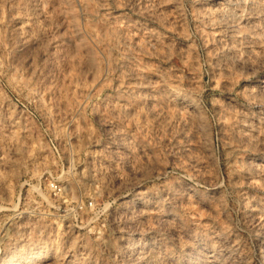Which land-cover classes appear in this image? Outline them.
I'll return each mask as SVG.
<instances>
[{"label":"rangeland","instance_id":"374dc122","mask_svg":"<svg viewBox=\"0 0 264 264\" xmlns=\"http://www.w3.org/2000/svg\"><path fill=\"white\" fill-rule=\"evenodd\" d=\"M102 1L0 0V264H155V262L157 264H203L198 259L200 256L198 253L205 249L210 251L206 243L209 232L203 227L209 223L208 220L223 231L224 237L231 241L236 240L239 244L231 251V255L239 259L240 264H258V261L259 264L264 263L260 253L261 246L255 235L252 236L253 232L247 224L248 221L245 217L247 205L242 199L245 193L255 196L261 195L260 197L264 198V191L256 190L246 184L235 186L232 182L235 176L241 172L242 164L246 159H264V152H262V146L259 144L242 145L241 147L227 133L233 126L232 119H230L233 109L227 105L235 103L238 107H250L251 100L249 98L251 99V97L249 95L252 90V82L264 78V67H257L254 72L251 71L248 74V71L242 67L238 69L237 66L233 65L234 67H232L229 63L233 74H225L219 71L224 62L221 63L218 58V55L223 51L222 41L218 38V34L220 29L222 32L224 29L217 27L219 26L218 20L204 18L203 14L209 5L203 4L202 0H174L178 7V15L180 14L178 19L171 18L170 13L165 14L154 10L155 7L152 6L158 0H153V2L148 0L151 2L149 4L141 0H131L132 2L129 0ZM124 3L125 5H123ZM107 4L111 7H108ZM145 5L151 7L154 11L153 15H146L142 12ZM203 10L204 12L201 13ZM104 11L105 13H103ZM157 12L158 16L155 15ZM19 13L21 14L19 15ZM197 13L200 15L198 16ZM149 16L152 18L150 19ZM171 21L172 23H170ZM107 22L108 26L106 25ZM159 24H162V27ZM180 26L182 27L180 28ZM153 27L155 28L153 29ZM250 27L251 29L254 28L252 25ZM250 27H245L243 34L239 33L237 38L240 40L238 43L250 42L251 45L255 46L250 60L256 66L264 60V49L256 48L258 47L257 43H262L264 46V30L258 27H255L253 31L247 29ZM20 28L23 29L22 32H20ZM173 28L174 30H172ZM202 29L203 32H200ZM120 31L123 33L121 34ZM247 33L248 35H245ZM149 34L156 37L160 36L161 42L158 44L155 38L154 41L151 40ZM211 36L214 38L213 40ZM24 37H27V40ZM19 38L23 40L21 39V41ZM145 40L148 41L147 44ZM115 42L117 43L116 46ZM20 44L22 47L24 45V49ZM167 44L172 46L169 45V47ZM178 49L182 51L179 53ZM87 50H89L88 54L85 53ZM152 50H155V53ZM225 50L227 51V49ZM235 51L236 55L241 54L238 47ZM170 52L173 54L171 55ZM258 52L260 59L257 57L259 56ZM130 53H133L132 56ZM181 58L185 60V63ZM209 59L211 60L210 63L208 62ZM121 67L122 72H120ZM118 69L120 70L118 71ZM134 74L138 75L133 76ZM178 74H182V78ZM148 79L153 80L148 81ZM165 86L166 88H163ZM120 87L125 88L122 90ZM174 87L177 89H173ZM169 95L185 98L194 105V113H198L197 115L193 113V115L199 118L201 136L206 140L205 142L211 151L210 166L212 167L209 166L207 172H200L193 168L190 170L191 167L185 164L184 157H181L177 152L173 143V136L174 132L179 127L181 128V125H167V122L169 123L174 119L178 113V109L170 102L168 103L164 97ZM141 104L145 109L140 108ZM155 111L160 114L156 118L153 117ZM162 119L163 121H161ZM127 120H132L135 123ZM168 129L171 132H168ZM154 139L158 140V143ZM229 139L232 141L229 142ZM224 141L230 146L226 145ZM239 146L240 148H238ZM255 147L257 148L255 149ZM159 157L160 159H158ZM151 165L152 169L150 170ZM203 173L206 177L203 176ZM208 176L214 179L217 187L219 186L218 191H223L219 192L220 196L223 195L220 198L222 213L212 211L211 206H213L214 201L213 195L211 196L209 193L211 185L205 179ZM131 177L136 180L131 179ZM133 183H137L142 188L140 190L147 194V202L151 206H157L160 213L165 215L164 221L156 219L154 216L156 210H150L147 214L132 202L136 194L135 191L131 190ZM179 187L192 189L198 196H202L207 203L206 208L198 203L187 205V200L183 195L177 196V200H179H176L177 203L173 202V193ZM248 190L249 192H247ZM183 198L184 200H182ZM167 218H175L184 222L183 224H186L185 228L191 239L187 237H181V239L179 236L177 238L169 226L171 224ZM227 224H229L228 230ZM139 229L140 231H138ZM122 230L123 232H121ZM193 241L195 244L191 249L187 248L186 246H189ZM151 243L155 250L156 259L149 263L141 260V257L145 251L147 252ZM262 248L264 249V246ZM40 253H43L40 259H32ZM222 264H229V262L225 261Z\"/></svg>","mask_w":264,"mask_h":264},{"label":"bare ground","instance_id":"6f19581e","mask_svg":"<svg viewBox=\"0 0 264 264\" xmlns=\"http://www.w3.org/2000/svg\"><path fill=\"white\" fill-rule=\"evenodd\" d=\"M96 1V0H95ZM99 1V0H98ZM102 1V0H101ZM105 1V0H104ZM113 1V0H112ZM122 1V0H121ZM125 1V0H124ZM129 1H131V0H129ZM138 1H140V0H138ZM141 1H143V2H145V3H147L148 2V0H141ZM203 1V4H207V5H209V8H207L206 7V9H205V14H203L204 15V18H207V19H210V20H215V21H217L218 20V22H219V26H217L219 29L220 28H223L224 29V31L222 32L221 31V29H220V33L218 34V38L222 41V45H223V51H222V53H220L219 55H218V58L221 60V63L222 62H224V64H223V66L221 67V70H219V71H221V72H223V73H232V68H230V66H229V63L232 65V67H234V66H237V68L239 69V67H242V69H245L246 71H248L247 73L249 74L251 71L252 72H254L255 70H256V68L257 67H264V60L263 61H261V62H259L258 63V65H256L255 66V63L254 62H252L251 60H250V56H252V54L254 53V49H255V46H253V45H251L250 44V42L249 43H247V42H244V43H238L240 40H239V38H237V35L240 33H242L243 34V29L245 28V27H247V26H249L250 27V25H252L254 28L255 27H258V28H262L263 30H264V0H202ZM29 2V1H28ZM32 2V1H31ZM34 2V1H33ZM103 2V1H102ZM107 2V1H106ZM105 2V3H106ZM109 2V1H108ZM132 2V1H131ZM150 2V1H149ZM149 2H148V4H149ZM152 2H153V0H152ZM97 3V2H96ZM127 3V2H126ZM151 3V2H150ZM154 3H156L154 6H152L153 8H154V10L156 9V11H159V12H161V13H165V14H168V13H170L169 14V16L171 17V18H173V19H178V17H179V15H178V7H177V4H176V2L173 0V1H171V0H158L157 2L155 1ZM27 4H29V3H27ZM112 4H113V2H112ZM139 4H141V3H139ZM193 4V3H192ZM99 5V4H98ZM104 5V4H103ZM123 5H125V3L123 4ZM127 5V4H126ZM24 6H26V5H24ZM28 6V5H27ZM31 6V5H30ZM100 6V5H99ZM107 6H108V4H107ZM151 6V5H150ZM255 6V7H254ZM102 7V6H101ZM108 7H111V6H108ZM108 7H106V8H108ZM133 7V6H132ZM143 7V6H142ZM145 8H143V10L144 11H142V12H144V14H146V15H153V12L154 11H152V9H151V7H148V5L146 6H144ZM194 7V6H193ZM32 8H33V5H32ZM100 8V7H99ZM105 8V7H104ZM140 8V7H139ZM197 8V7H196ZM223 8V9H222ZM27 9H29V8H27ZM72 9H74V8H72ZM112 9H115V8H112ZM112 9H110V10H112ZM202 9V8H201ZM33 10H34V8H33ZM100 10V9H99ZM116 10V9H115ZM142 10V9H141ZM223 10H225V11H223ZM74 11V10H73ZM103 11V10H102ZM133 11H135L134 9H133ZM24 12V11H23ZM26 12V11H25ZM72 12V11H71ZM204 12V10L201 12V13H203ZM223 12H225V13H223ZM31 13V12H30ZM72 13H74V12H72ZM103 13H105V11L103 12ZM117 13V12H116ZM138 13V12H137ZM161 13H159V14H161ZM200 13V12H199ZM200 13V14H201ZM223 13V14H222ZM21 13H19V15H20ZM118 14V13H117ZM136 14V13H135ZM155 14V13H154ZM158 14V12L155 14V15H157ZM182 14V13H181ZM184 14V13H183ZM198 14V13H197ZM200 14H198V16L200 15ZM31 15H33V14H31ZM35 15V14H34ZM33 15V16H34ZM39 15V14H38ZM113 15V14H112ZM123 15H124V13H123ZM185 15H186V13H185ZM18 16V15H17ZM16 16V17H17ZM36 16V15H35ZM76 16H77V14H76ZM110 16V15H109ZM121 16V15H120ZM119 16V17H120ZM158 16V15H157ZM183 16V15H182ZM195 16H197V15H195ZM20 17V16H19ZM27 17V16H26ZM75 17V16H74ZM127 17V16H126ZM150 17V19L152 18L151 16H149ZM160 17H162V16H160ZM167 17H168V15H167ZM21 18V17H20ZM22 18H23V16H22ZM134 18V17H133ZM141 18V17H140ZM146 18V17H145ZM165 18V17H164ZM196 18V17H195ZM121 19V18H120ZM119 19V20H120ZM138 19V18H137ZM149 19V20H150ZM23 20V19H22ZM76 20V19H75ZM125 20H126V18H125ZM128 20V19H127ZM136 20V19H135ZM180 20V19H179ZM209 20V21H210ZM16 21V20H15ZM111 21V20H110ZM122 21V20H121ZM132 21H134V20H132ZM204 21V20H203ZM207 21V20H206ZM208 21V22H209ZM214 21V22H215ZM26 22V21H25ZM29 22V21H28ZM28 22H27V24H28ZM33 22V21H32ZM39 22V21H38ZM75 22V21H74ZM113 22V21H112ZM128 22V21H127ZM148 22V21H147ZM157 22H160V21H158L157 20ZM183 22V21H182ZM130 23V22H129ZM132 23V22H131ZM135 23V22H134ZM133 23V24H134ZM163 23V22H162ZM167 23V22H166ZM170 23H172V21L170 22ZM177 23V22H176ZM204 23V22H203ZM202 23V24H203ZM26 24V23H25ZM24 24V25H25ZM27 24H26V27H27ZM31 24V23H30ZM33 24V23H32ZM108 24V22L106 23V25ZM128 24V23H127ZM139 24V23H138ZM141 24V23H140ZM165 24V23H164ZM178 24V23H177ZM180 24H182L181 23V21H180ZM186 24V23H185ZM204 24H206V23H204ZM213 24V23H212ZM35 25V24H34ZM159 25H161V27H162V24H159ZM168 25V24H167ZM176 25V24H175ZM216 25H217V23H216ZM19 26V25H18ZM23 26V25H22ZM39 26V25H38ZM77 26V25H76ZM80 26V25H79ZM108 26V25H107ZM106 26V27H107ZM117 26V25H116ZM128 26V25H127ZM169 26V25H168ZM178 26V25H177ZM187 26V25H186ZM207 26V25H206ZM211 26V25H210ZM215 26V25H214ZM12 27V26H11ZM21 27V26H20ZM75 27V26H74ZM78 27V26H77ZM182 26H180V28H181ZM213 27V26H212ZM14 28V27H13ZM16 28H17V26H16ZM15 28V29H16ZM22 28V27H21ZM21 28H20V32H22L23 31V29L21 30ZM28 28V27H27ZM30 28H31V25H30ZM33 28V27H32ZM38 28V27H37ZM146 28V27H145ZM155 27H153V29H154ZM254 28H252L251 29V27L250 28H247V29H251L252 31H253V29ZM19 29V28H18ZM17 29V30H18ZM129 29H130V27H129ZM133 29V28H132ZM151 29V28H150ZM165 29V28H164ZM183 29H184V26H183ZM200 29H201V27H200ZM212 29V28H211ZM10 30H13V29H10ZM25 30V29H24ZM31 30V29H30ZM77 30V29H76ZM119 30V29H118ZM134 30H135V28H134ZM139 30V29H138ZM140 30H142V29H140ZM145 31H146V29H144ZM167 30V29H166ZM172 30H174V28L172 29ZM177 30V29H176ZM187 30V29H186ZM207 30H208V28H207ZM26 31V30H25ZM32 31V30H31ZM109 31V30H108ZM114 31V30H113ZM143 31V30H142ZM154 31V30H153ZM160 31V30H159ZM178 31V30H177ZM176 31V32H177ZM180 31V30H179ZM184 31H185V29H184ZM215 31V30H214ZM246 31V30H245ZM8 32V31H7ZM10 32V31H9ZM16 32V31H15ZM18 32H19V30H18ZM28 32H30V31H28ZM110 32V31H109ZM119 32V31H118ZM121 32V31H120ZM149 32V31H148ZM158 32V31H157ZM162 32V31H161ZM170 32H172V31H170ZM200 32H203V29H202V31H200ZM205 32V31H204ZM257 32V31H256ZM263 32V31H262ZM111 33H113V32H111ZM110 33V35H112ZM123 32H121V34H122ZM140 33V32H139ZM173 33V32H172ZM250 33V32H249ZM254 33H255V31H254ZM258 33V32H257ZM12 34V33H11ZM14 34V33H13ZM20 34H23V33H20ZM19 34V35H20ZM151 34V33H150ZM149 34V37L151 38V40H153L154 38L157 40V43L159 44L160 42H161V37L160 36H155V35H150ZM161 34V33H160ZM168 34V33H167ZM178 34H180V33H178ZM183 34V33H182ZM182 34H180V35H182ZM187 34V33H186ZM202 34V33H201ZM201 34H200V36H201ZM206 34V33H205ZM212 34V33H211ZM241 34V35H242ZM18 35V36H19ZM116 35H118V34H116ZM140 35V34H139ZM146 35H148V34H146ZM165 35V34H164ZM184 35V34H183ZM203 35V34H202ZM245 35H248V33L247 34H245ZM261 35V34H260ZM21 36V35H20ZM113 36V35H112ZM130 36V35H129ZM168 36V35H167ZM173 36V35H172ZM179 36V35H178ZM205 36V35H204ZM203 36V37H204ZM210 36V35H209ZM213 36V35H212ZM212 36H211V39L213 40L214 38H212ZM253 36V35H252ZM36 37V36H35ZM118 37L120 38V36L118 35ZM147 37V36H146ZM185 38H187L186 36H184ZM224 37H226L225 39H224ZM240 37V36H239ZM242 37V36H241ZM254 37V36H253ZM25 39L27 38V37H24ZM113 38V37H112ZM207 38V37H206ZM210 38V37H209ZM263 38V37H262ZM18 39V38H17ZM20 39V38H19ZM22 39V38H21ZM20 39V40H21ZM29 39V38H28ZM133 39V38H132ZM147 39H149V38H147ZM146 39V40H147ZM205 39V38H204ZM241 39V38H240ZM244 39V38H243ZM257 39H259V38H257ZM19 40V41H20ZM23 40V39H22ZM21 40V41H22ZM27 40V39H26ZM36 40V39H35ZM112 40V39H111ZM124 40V39H123ZM129 40V39H128ZM127 40V41H128ZM136 40V39H135ZM145 40V41H146ZM184 40V39H183ZM207 40H209V39H207ZM245 40V39H244ZM254 40H256V39H254ZM260 40V39H259ZM258 40V41H259ZM20 41V42H21ZM29 41V40H28ZM27 41V42H28ZM37 41V40H36ZM35 41V42H36ZM116 41V40H115ZM126 41V42H127ZM145 41H144V43H145ZM154 41V40H153ZM173 41V40H172ZM202 41H204V40H202ZM249 41V40H248ZM251 41V40H250ZM20 42H17V43H20ZM23 42H25V41H23ZM33 42V41H32ZM125 42V43H126ZM130 42V41H129ZM136 42V41H135ZM167 42V41H166ZM165 42V43H166ZM212 42V41H211ZM252 42V41H251ZM141 44H142V42H140ZM148 43V41H146V44ZM256 43V42H255ZM26 44V43H25ZM116 42H115V46H116ZM156 44V43H155ZM154 44V45H155ZM158 44H157V46H158ZM172 44V43H171ZM217 44V43H216ZM254 44V43H253ZM21 45V44H20ZM30 45H32V44H30ZM29 45V46H30ZM111 45V44H110ZM114 45V44H113ZM125 45V44H124ZM129 45V44H128ZM138 45V44H137ZM162 45H163V43H162ZM168 45V44H167ZM170 45V44H169ZM168 45V46H169ZM180 45V44H179ZM190 45V44H189ZM192 45V44H191ZM204 45V44H203ZM212 45V44H211ZM215 45V44H214ZM221 45V44H220ZM257 45H258V47H256V48H259V50H263L264 49V46L262 45V43H257ZM17 46H19V45H17ZM135 46V45H134ZM141 46V45H140ZM147 46V45H146ZM149 46H150V44H149ZM157 46H156V48H157ZM167 46V47H168ZM170 46H172V45H170ZM169 46V47H170ZM218 46V45H217ZM21 47H22V45H21ZM27 47V46H26ZM83 47V46H82ZM131 47V46H130ZM161 47V46H160ZM160 47H159V49H160ZM188 47V46H187ZM211 47V46H210ZM236 47H238V49H239V51L241 52V54H239V55H236V51H235V49H236ZM17 48V47H16ZM20 48V47H19ZM23 49H24V45H23V47H22ZM114 48V47H113ZM132 48V47H131ZM136 48V47H135ZM152 48V47H151ZM156 48H154L155 50H156ZM166 48V47H165ZM172 48V47H171ZM182 48H183V46H182ZM205 48V47H204ZM220 48V47H219ZM119 49V48H118ZM126 49V48H125ZM133 49V48H132ZM137 49V48H136ZM140 49V48H139ZM162 49H164L163 47H162ZM169 49V48H168ZM192 49V48H191ZM209 49V48H208ZM225 49H227V51L225 50ZM18 50V49H17ZM147 50V49H146ZM155 50H152L153 52L155 51ZM171 50H173V49H171ZM192 50H194V49H192ZM206 51H208L207 49H205ZM220 50H222V49H220ZM225 50V51H224ZM89 50H87V51H85V53H87ZM128 51V50H127ZM131 51V50H130ZM165 51H166V49H165ZM169 51V50H168ZM175 51V50H174ZM178 51H179V49H178ZM182 50H180L179 51V53L181 52ZM190 51V50H189ZM189 51H188V53H189ZM215 51V50H214ZM144 52H145V50H144ZM152 52V54H154ZM176 52V51H175ZM213 52V51H212ZM235 52V53H234ZM121 53V52H120ZM171 53V52H170ZM190 53H192V52H190ZM213 53H215V52H213ZM230 53V54H229ZM259 53V52H258ZM88 54V53H87ZM129 54V53H128ZM127 54V55H128ZM131 54V56H132V54L133 53H130ZM149 54V53H148ZM159 54V53H158ZM166 54H167V52H166ZM165 54V55H166ZM169 54V53H168ZM173 53H171V55H172ZM178 53L176 52V55H177ZM264 54V53H263ZM116 55V54H115ZM141 55V54H140ZM151 55V54H150ZM181 55V54H180ZM183 55V54H182ZM184 55H186L185 53H184ZM261 55H262V53H261ZM122 56V55H121ZM131 56H129V58L131 57ZM135 56V55H134ZM143 56V55H142ZM159 56V55H158ZM178 56V55H177ZM116 57H117V55H116ZM137 57V56H136ZM140 57V56H139ZM156 57V56H155ZM166 57V56H165ZM258 58L260 57V53H259V56H257ZM263 57H264V55H263ZM132 58V57H131ZM185 58V57H184ZM208 58V57H207ZM230 58V59H229ZM262 58V57H261ZM134 59V58H133ZM161 59V58H160ZM191 59H193V58H191ZM211 59V58H210ZM208 60V62L209 61H211V60ZM256 59V58H255ZM260 59V58H259ZM263 59V58H262ZM115 60H116V58H115ZM127 60V59H126ZM132 60V59H131ZM162 60H164V59H162ZM181 60H182V58H181ZM189 60V59H188ZM228 60V61H227ZM124 61V60H123ZM144 61V60H143ZM147 61V60H146ZM159 61V60H158ZM166 61V60H165ZM168 61V60H167ZM183 62L185 61V60H182ZM181 61V62H182ZM187 61V60H186ZM195 62H196V60H194ZM198 61V60H197ZM217 61V60H216ZM129 62H131V61H129ZM136 62V61H135ZM150 62H152V61H150ZM195 62H193L194 64H195ZM214 62V61H213ZM114 63V62H113ZM116 63H117V60H116ZM120 63V62H119ZM122 63H124V62H122ZM132 63V62H131ZM144 63V62H143ZM185 63V62H184ZM210 63V62H209ZM145 64V63H144ZM152 64V63H151ZM157 65H158V63H156ZM169 64V63H168ZM198 64V63H197ZM214 64V63H213ZM212 64V65H213ZM147 65V64H146ZM154 65V64H153ZM192 65V64H191ZM196 65V64H195ZM234 65V66H233ZM119 66V65H118ZM128 66V65H127ZM138 66V65H137ZM142 66H143V64H142ZM152 66V65H151ZM159 66V65H158ZM198 66V65H197ZM120 67V66H119ZM126 67V66H125ZM190 67V66H189ZM113 68H115L116 69V67H114L113 66ZM211 68H212V66H211ZM210 68V69H211ZM126 69V68H125ZM128 69V68H127ZM131 69V68H130ZM129 69V70H130ZM161 69H162V67H161ZM169 69V68H168ZM176 69V68H175ZM190 69V68H189ZM193 69V68H192ZM192 69H190V70H192ZM197 69V68H196ZM238 69H236V70H238ZM120 69H118V71H119ZM151 70V69H150ZM162 70H164V69H162ZM179 70V69H178ZM194 70V69H193ZM212 70V69H211ZM211 70H210V72H211ZM115 71V70H114ZM128 71V70H127ZM133 71H136V70H133ZM159 71V70H158ZM169 71H170V69H169ZM120 72H122V67H121V71ZM120 72H118V73H120ZM149 72V71H148ZM160 72V71H159ZM180 72V71H179ZM189 72V71H188ZM192 72V71H191ZM117 73V72H116ZM126 73V72H125ZM140 73H142V72H140ZM156 73V72H155ZM162 73V72H161ZM174 73V72H173ZM257 73V72H256ZM255 73V74H256ZM121 74V73H120ZM119 74V75H120ZM123 74H124V72H123ZM122 74V75H123ZM146 74V73H145ZM170 74V73H169ZM200 74V73H199ZM213 74V73H212ZM211 74V75H212ZM219 74V73H218ZM229 74V75H230ZM233 74V73H232ZM241 75H242V73H240ZM252 74V73H251ZM136 75H138V74H136ZM135 74L133 75V76H136ZM142 75V74H141ZM176 75V74H175ZM179 75V74H178ZM182 75V74H181ZM181 75H179L180 76V78H182L181 77ZM197 75V74H196ZM195 75V76H196ZM217 75V74H216ZM228 75V74H227ZM228 75V76H229ZM254 75V74H253ZM263 75V74H262ZM261 75V76H262ZM151 76V75H150ZM154 76V75H153ZM170 76V75H169ZM168 76V77H169ZM191 76V75H190ZM194 76V77H195ZM199 76V75H198ZM124 77V76H123ZM127 77H128V75H127ZM139 77V76H138ZM147 77H148V75H147ZM164 77H165V75H164ZM189 77V76H188ZM191 77H193V76H191ZM200 77V76H199ZM233 77V76H232ZM242 77V76H241ZM244 77V76H243ZM246 77V76H245ZM253 77V76H252ZM125 78V77H124ZM130 78V77H129ZM151 78V77H150ZM197 78V77H196ZM249 78V77H248ZM128 79V78H127ZM136 79V78H135ZM141 79V78H140ZM143 79V78H142ZM145 79V78H144ZM143 79V80H144ZM192 79V78H191ZM231 79V78H230ZM245 79V78H244ZM120 80V79H119ZM126 80V79H125ZM137 80V79H136ZM150 80H153V79H150ZM149 79H148V81H150ZM160 80V79H159ZM165 80V79H164ZM196 80H198V79H196ZM229 80V79H228ZM241 80V79H240ZM251 80V79H250ZM130 81V80H129ZM178 81V80H177ZM189 81V80H188ZM234 81V80H233ZM246 81V80H245ZM123 82V81H122ZM131 82H132V80H131ZM136 82V81H135ZM153 82V81H152ZM161 82V81H160ZM175 82V81H174ZM195 82H197V81H195ZM195 82H192V83H195ZM214 82V81H213ZM243 82V81H242ZM140 83V82H139ZM146 83V82H145ZM153 83H155V82H153ZM162 83V82H161ZM177 83V82H176ZM183 83V82H182ZM229 83H232V82H229ZM237 83V82H236ZM246 83V82H245ZM248 83V82H247ZM251 83V82H250ZM130 84V83H129ZM138 84V83H137ZM136 84V85H137ZM196 84V83H195ZM222 84V83H221ZM224 84V83H223ZM235 84V83H234ZM244 84V83H243ZM252 90H251V92H250V95H249V97H251V99L249 98V100H251V102H250V107L249 108H244V107H238V106H236L235 105V103H230L229 105H227L228 107H230V108H232L233 109V112H232V114H231V118L230 119H232V123H233V126L229 129V132H227L228 133V135H230V137L231 138H233V140H234V142L236 141L241 147H242V145H244V146H247V145H249V146H252V145H261L262 147H261V150H262V152H264V78H261V79H258V80H255V81H253L252 82ZM119 85V84H118ZM154 85V84H153ZM124 86V85H123ZM122 86V87H123ZM137 86H139V85H137ZM172 86V85H171ZM187 86V85H186ZM194 86V85H193ZM199 86V85H198ZM197 86V87H198ZM215 86H216V83H215ZM224 86V85H223ZM128 87H129V85H128ZM135 87V86H134ZM161 87V86H160ZM169 87V86H168ZM173 87V86H172ZM179 87H180V85H179ZM182 87V86H181ZM196 87V86H195ZM246 87V86H245ZM125 88V87H124ZM123 88V89H124ZM162 88V87H161ZM163 88H166V86L165 87H163ZM176 87H174L173 89H175ZM217 88V87H216ZM250 88V87H249ZM120 89H122L121 87H120ZM122 89V90H123ZM127 89V88H126ZM129 89H131V88H129ZM138 89H139V87H138ZM156 89V88H155ZM168 89V88H167ZM177 89V88H176ZM194 89H198V88H194ZM142 90V89H141ZM153 90V89H152ZM179 90V89H178ZM189 90V89H188ZM192 90V89H191ZM224 90H225V88H224ZM227 90V89H226ZM229 90V89H228ZM117 91H119L118 89H117ZM130 91V90H129ZM140 91V90H139ZM149 91H151V90H149ZM163 91V90H162ZM175 91V90H174ZM236 91V90H235ZM241 91H243V90H241ZM241 91H240V93H241ZM120 92V91H119ZM123 92V91H122ZM126 92V91H125ZM135 92V91H134ZM137 92V91H136ZM183 92V91H182ZM188 92V91H187ZM227 92V91H226ZM238 92V91H237ZM138 93V92H137ZM147 93V92H146ZM162 93V92H161ZM175 93V92H174ZM247 93V92H246ZM128 94V93H127ZM130 94V93H129ZM132 94H133V92H132ZM163 94V93H162ZM237 94V93H236ZM141 95V94H140ZM151 95V94H150ZM160 96H161V94H159ZM165 95V94H164ZM238 95V94H237ZM248 95V94H247ZM119 96V95H118ZM123 96V95H122ZM126 96V95H125ZM133 96V95H132ZM143 96V95H142ZM163 96V95H162ZM192 96H194V95H192ZM121 97V96H120ZM129 97H130V95H129ZM136 97V96H135ZM138 97V96H137ZM136 97V98H137ZM140 97V96H139ZM138 97V98H139ZM156 97V96H155ZM164 97H166V100H168L167 102L169 103L170 102V104H172L175 108H177L178 110V113H176V116H174V119H172L170 122H171V124H170V122L168 123L167 122V125L169 124V125H176V124H179V125H181V128L179 129L178 128V130L177 131H175L174 132V130H173V132H174V136H173V143H174V145H175V147H176V149H177V152H179V154H180V156L181 157H184V159H185V164L186 165H188V166H190L191 168H190V170L193 168V169H195V170H198V171H204V172H207V169L209 168V166H210V161H211V151H210V149H209V147H208V145H207V142H205L206 140H204L203 138H202V130H201V122H200V120H199V118L197 117V116H194L193 115V113H194V105L191 103V102H189V101H187L185 98H183V97H181V96H176V95H169V96H164ZM134 98V97H133ZM135 98V99H136ZM141 98V97H140ZM147 98V97H146ZM126 99V98H125ZM129 99V98H128ZM131 99V98H130ZM143 99V98H142ZM154 99V98H153ZM114 100V99H113ZM122 100V99H121ZM127 100V99H126ZM148 100V99H147ZM157 100V99H156ZM195 100V99H194ZM243 100V99H242ZM115 101V100H114ZM117 101V100H116ZM124 101V100H123ZM141 101V100H140ZM154 101V100H153ZM160 101V100H159ZM221 101H223L224 102V100H221ZM147 102V101H146ZM145 102V103H146ZM150 102V101H149ZM164 102V101H163ZM248 102V101H247ZM110 103V102H109ZM114 103V102H113ZM119 103V102H118ZM120 103H122V102H120ZM124 103V102H123ZM155 103V102H154ZM153 103V104H154ZM161 103H162V101H161ZM195 103V102H194ZM249 103V102H248ZM117 104V103H116ZM156 104V103H155ZM167 104V103H166ZM169 104V105H170ZM216 104V103H215ZM227 104H228V101H227ZM114 104H112V106H113ZM118 105V104H117ZM125 105V104H124ZM127 105V104H126ZM145 105V104H144ZM201 105V104H200ZM222 105H223V103H222ZM136 106V108H138L137 107V105H135ZM139 106V105H138ZM149 106H150V104H149ZM158 106V105H157ZM161 106V105H160ZM197 106V105H196ZM217 106H220V105H218L217 104ZM109 107H111V106H109ZM114 107V106H113ZM143 106H142V104H141V107L140 108H142ZM147 107V106H146ZM163 107V106H162ZM172 107V106H171ZM170 107V108H171ZM224 107H226V106H224ZM123 108H124V106H123ZM122 108V109H123ZM144 108V107H143ZM165 108V107H164ZM173 108V107H172ZM139 109V108H138ZM145 109V108H144ZM153 109V108H152ZM160 109V108H159ZM162 109V108H161ZM166 109V108H165ZM164 109V110H165ZM200 109V108H199ZM203 109V108H202ZM223 109V108H222ZM113 110V109H112ZM124 110V109H123ZM140 110H143V109H140ZM147 110V109H146ZM167 110V109H166ZM174 110V109H173ZM220 110V109H219ZM224 110V109H223ZM226 110H227V108H226ZM225 110V111H226ZM137 111V110H136ZM145 111V110H144ZM143 111V112H144ZM149 111V110H148ZM151 111V110H150ZM163 111V110H162ZM183 111V112H182ZM204 111V110H203ZM135 112V111H134ZM153 112V111H152ZM175 112V111H174ZM173 112V113H174ZM220 112V111H219ZM122 113V112H121ZM140 113H141V111H140ZM166 113V112H165ZM197 113V112H196ZM225 113V112H224ZM227 113V112H226ZM125 114V113H124ZM129 114H130V111H129ZM131 114H132V112H131ZM142 114V113H141ZM144 114H146L145 112H144ZM152 114V113H151ZM169 114V113H168ZM195 114V113H194ZM198 114V113H197ZM197 114H195V115H197ZM116 115V114H115ZM122 115V114H121ZM160 114L158 113V112H154L153 113V117L154 118H156V117H158ZM170 115V114H169ZM175 115V114H174ZM216 115V114H215ZM223 115V114H222ZM225 115V114H224ZM137 116V115H136ZM165 116V115H164ZM168 116V115H167ZM172 116V115H171ZM170 116V117H171ZM206 116V115H205ZM132 117H135V116H132ZM140 117V116H139ZM145 117V116H144ZM151 117V116H150ZM166 117V116H165ZM223 117V116H222ZM124 117L122 116V119H123ZM127 118V117H126ZM129 118V117H128ZM131 118V117H130ZM147 118V117H146ZM169 118V117H168ZM168 118H166V119H168ZM132 119V118H131ZM170 119V118H169ZM220 119V118H219ZM150 120V119H149ZM208 120V119H207ZM127 121H131V122H133L132 120H127ZM147 121H148V119H147ZM156 121V120H155ZM154 121V122H155ZM161 121H163V119L161 120ZM169 121V120H168ZM158 122H159V120H158ZM166 122V121H165ZM220 122V121H219ZM133 123H135V122H133ZM144 123H145V121H144ZM162 123H164V122H162ZM207 123V122H206ZM132 124V123H131ZM146 124V123H145ZM153 124V123H152ZM208 124V123H207ZM137 125V124H136ZM154 125V124H153ZM153 125H151V126H153ZM165 125V124H164ZM166 125V126H167ZM178 125V126H179ZM203 125V124H202ZM133 126H135V125H133ZM165 126V127H166ZM206 126V125H205ZM159 127V126H158ZM168 127V126H167ZM169 127H172V126H169ZM224 127V126H223ZM151 128V127H150ZM158 129V128H157ZM162 129V128H161ZM167 129V128H166ZM227 129V128H226ZM108 130V129H107ZM115 130H116V128H115ZM152 130V129H151ZM204 130V129H203ZM210 130V129H209ZM110 131H111V129H110ZM112 131H113V129H112ZM145 131V130H144ZM143 131V132H144ZM153 131V130H152ZM166 131V130H165ZM164 131V132H165ZM223 131V130H222ZM222 131H220L221 133H222ZM168 132H171L169 129H168ZM116 133V132H115ZM120 133V132H119ZM122 133V132H121ZM141 133V132H140ZM157 133V132H156ZM166 133V132H165ZM164 133V134H165ZM208 133V132H207ZM136 134H138V133H136ZM163 134V135H164ZM203 134H204V132H203ZM109 135V134H108ZM124 135V134H123ZM144 135V134H143ZM152 135V134H151ZM150 135V136H151ZM161 135H162V131H161ZM116 136H118V135H116ZM134 136V135H133ZM133 136H132V139H133ZM136 136V135H135ZM138 136V135H137ZM226 136V135H225ZM106 137H108V136H106ZM110 137V136H109ZM119 137V136H118ZM149 137V136H148ZM156 137V136H155ZM166 137V136H165ZM229 137V136H228ZM117 138V137H116ZM151 138V137H150ZM205 138V137H204ZM209 138V137H208ZM223 138V137H222ZM119 139V138H118ZM117 139V140H118ZM126 139H127V137H126ZM162 139H164V138H162ZM116 140V139H115ZM123 140V139H122ZM138 140V139H137ZM155 140V139H154ZM112 141V140H111ZM121 141V140H120ZM125 141V140H124ZM143 141V140H142ZM156 141V140H155ZM158 141V140H157ZM156 141V142H157ZM159 141H160V139H159ZM211 141V140H210ZM228 141V140H227ZM230 141H232V140H230L229 139V142ZM135 142V141H134ZM148 142V141H147ZM165 142H166V139H165ZM228 142V143H229ZM233 142V143H234ZM110 143V142H109ZM129 143H131V142H129ZM144 143H146V142H144ZM144 143H142V144H144ZM158 143V142H157ZM161 143V142H160ZM167 143V142H166ZM169 143V142H168ZM224 143H225V141H224ZM107 144V143H106ZM114 144H115V142H114ZM121 144H122V142H121ZM133 144V143H132ZM137 144V143H136ZM147 144V143H146ZM153 144H154V142H153ZM163 144H165V143H163ZM210 144V143H209ZM226 144V143H225ZM109 145V144H108ZM111 145V144H110ZM109 145V146H110ZM127 145V144H126ZM125 145V146H126ZM135 145V144H134ZM139 145H141V144H139ZM151 145V144H150ZM149 145V146H150ZM169 145H170V143H169ZM226 145H229V144H226ZM225 145V146H226ZM124 146V145H123ZM129 146V145H128ZM137 146V145H136ZM153 146V145H152ZM165 146V145H164ZM171 146V145H170ZM224 146V147H225ZM230 146V145H229ZM240 146L238 147V148H240ZM120 147V146H119ZM132 147V146H131ZM145 147H147V146H145ZM157 147V146H156ZM158 147H159V145H158ZM162 147V146H161ZM172 147V146H171ZM174 147V148H175ZM227 147V146H226ZM109 148V147H108ZM121 148V147H120ZM123 148V147H122ZM167 148V147H166ZM165 148V149H166ZM173 148V149H174ZM246 148V147H245ZM250 148V147H249ZM257 147H255V149H256ZM116 149V148H115ZM132 149H134V148H132ZM142 149H144V148H142ZM150 149H152V148H150ZM164 149V150H165ZM168 149V148H167ZM253 149V148H252ZM114 150V149H113ZM127 150H129V149H127ZM131 150V149H130ZM139 150V149H138ZM163 150V151H164ZM231 150V149H230ZM243 150V149H242ZM116 151V150H115ZM144 151H146V150H144ZM148 151V150H147ZM165 151H167V150H165ZM175 151V150H174ZM125 152V151H124ZM134 152V151H133ZM138 152V151H137ZM150 152V151H149ZM157 152V151H156ZM159 152H161V151H159ZM168 152V151H167ZM172 152V151H171ZM232 152H234V151H232ZM256 152V151H255ZM258 152H259V150H258ZM153 153H154V151H153ZM163 153V152H162ZM117 155H118V153H116ZM131 154H132V152H131ZM138 154V153H137ZM161 154V153H160ZM171 154V153H170ZM238 154V153H237ZM109 155V154H108ZM112 155V154H111ZM125 155V154H124ZM128 155V154H127ZM146 155V154H145ZM144 155V156H145ZM173 155H174V153H173ZM249 155V154H248ZM105 156V155H104ZM114 156H116V155H114ZM132 156H134V155H132ZM143 156V157H144ZM154 156V155H153ZM162 156V155H161ZM215 156V155H214ZM111 157V156H110ZM110 157H109V159H110ZM123 157V156H122ZM125 157H126V155H125ZM124 157V158H125ZM128 157V156H127ZM164 157V156H163ZM170 157V156H169ZM241 157V156H240ZM243 157V156H242ZM245 157V156H244ZM105 158V157H104ZM115 158V157H114ZM113 158V159H114ZM162 158V157H161ZM112 159V160H113ZM132 159V158H131ZM135 159H137V158H135ZM150 159V158H149ZM158 159H160V157L158 158ZM165 159V158H164ZM171 159V158H170ZM177 159V158H176ZM245 159V158H244ZM153 160V159H152ZM173 160V159H172ZM110 161V160H109ZM125 161V160H124ZM147 161H148V159H147ZM151 161V160H150ZM149 161V162H150ZM159 161V160H158ZM162 161V160H161ZM173 161H176L175 159L173 160ZM179 161V160H178ZM107 162V161H106ZM149 162H147V163H149ZM114 164H115V162H113ZM145 163V165H146V162H144ZM143 164V163H142ZM141 164V165H142ZM180 164V163H179ZM241 164V163H240ZM126 165V164H125ZM124 165V166H125ZM128 165V164H127ZM131 165V164H130ZM144 165V166H145ZM148 165V164H147ZM216 165V164H215ZM123 166V165H122ZM138 166V165H137ZM149 167H150V165H148ZM241 166V165H240ZM111 167V166H110ZM109 167V168H110ZM127 167H129V166H127ZM126 167V168H127ZM147 167V166H146ZM210 167H212V166H210ZM214 167V166H213ZM116 168V167H115ZM134 168V167H133ZM138 168V167H137ZM141 168V167H140ZM135 169H136V167H135ZM144 169V168H143ZM152 169V165H151V168H150V170ZM182 169V168H181ZM211 169V168H210ZM241 169V168H240ZM111 170V169H110ZM147 170V169H146ZM150 170H149V172H150ZM237 170V169H236ZM118 172H119V170H117ZM116 171V172H117ZM134 171V170H133ZM138 171V170H137ZM136 171V172H137ZM153 171V170H152ZM155 171H156V168H155ZM117 172V173H118ZM128 172H130V171H128ZM141 172H142V170H141ZM157 172V171H156ZM190 172V171H189ZM232 172V171H231ZM123 173V172H122ZM121 173V174H122ZM144 173V172H143ZM194 173V172H193ZM215 173V172H214ZM133 174H134V172H133ZM141 174V173H140ZM150 174H152V173H150ZM161 174V173H160ZM164 174V173H163ZM236 174V173H235ZM125 175V174H124ZM127 175V174H126ZM139 175V174H138ZM188 175V174H187ZM200 175V174H199ZM121 176V175H120ZM123 176V175H122ZM128 176H129V174H128ZM136 176V175H135ZM192 176V175H191ZM203 176L204 177H206V175L203 173ZM126 177V176H125ZM142 177H144L143 175H142ZM202 177V176H201ZM211 177H212V175H211ZM210 176H208V178H205L209 183H210V185H211V187H210V191H209V193L211 194V196L213 195V201H214V203H212L213 204V206H211L212 207V211L214 212H216V213H222L221 212V210H222V203L220 202V198L223 196L222 194H221V196H220V193L219 192H221V191H218L219 189H218V187H217V185H216V183H215V181H213L214 179H212ZM130 178V177H129ZM217 178V177H216ZM234 178V177H233ZM131 179H135V178H132L131 177ZM179 179V178H178ZM177 179V180H178ZM201 179V178H200ZM205 179H203V180H205ZM136 180V179H135ZM176 180V179H175ZM174 180V181H175ZM183 180H185V179H183ZM132 181V180H131ZM134 181V180H133ZM217 181V180H216ZM173 182V181H172ZM179 182V181H178ZM233 183H234V185L235 186H243V185H250L252 188H254V189H256V190H261V191H264V159H257V158H249V159H246L244 162H243V164H242V170H241V172L240 173H238L236 176H235V178H234V180L232 181ZM165 183V182H164ZM230 183H231V181H230ZM122 184V183H121ZM131 184V183H130ZM139 184H140V182H139ZM194 184V183H193ZM197 184H198V182H197ZM123 185V184H122ZM124 186V185H123ZM182 186V185H181ZM188 186V185H187ZM194 186V185H193ZM167 187V186H166ZM176 187V186H175ZM178 187V186H177ZM195 187V186H194ZM206 187V186H205ZM204 187V188H205ZM123 188V187H122ZM161 188V187H160ZM174 188V187H173ZM251 188V189H252ZM140 189H142V188H140L139 187V185L137 184V183H133L132 184V188H131V190H133V191H135L136 192V194H135V196H134V199H132V202L133 203H135V204H137V206H139L141 209H142V211L143 212H145V213H149V211L150 210H156L154 213V216L156 217V219H158L159 221L160 220H165V215H163V214H161L160 213V210H159V208L157 207V206H151V204H149L148 202H147V194L144 192V191H142V190H140ZM144 189V188H143ZM159 189V188H158ZM162 189H164V188H162ZM194 189H196V188H194ZM124 190V189H123ZM161 190V189H160ZM203 190V189H202ZM250 190V189H249ZM249 190L247 191V192H249ZM241 191V190H240ZM154 192V191H153ZM206 192H207V190H206ZM223 192V191H222ZM129 193V192H128ZM127 193V194H128ZM167 193V192H166ZM255 193V192H254ZM124 194V193H123ZM204 194V193H203ZM242 194V193H241ZM257 194V193H256ZM179 195H183L185 198H186V200H187V205H192L193 203H198L199 205H203L202 207H205V205L207 204V203H205L206 201L205 200H203L204 198H202V196L200 197V196H198L192 189H189V188H186V187H179V189H176V191L173 193V197H172V201L173 202H176V200H177V196H179ZM124 196V195H123ZM169 196V198H170V195H168ZM206 196V195H205ZM261 196V195H260ZM259 195H251V194H244L243 195V198L242 199H244V202L246 203L245 205H247L246 206V210H245V217H246V220L248 221V223L247 224H249V226H250V228H251V231L253 232V234H252V236L253 235H255V237H256V239H257V241L259 242V244H260V253H261V255H262V258H263V260H264V249L262 248L263 246H264V198L263 197H260ZM128 198V197H127ZM149 198V197H148ZM153 198V197H152ZM163 198V197H162ZM165 198V197H164ZM150 199V198H149ZM125 200H126V198H125ZM151 200V199H150ZM168 200H170V199H168ZM182 200H184V198L182 199ZM123 201V200H122ZM128 201V200H127ZM177 201H179V200H177ZM225 202V201H224ZM124 203V202H123ZM129 203H130V199H129ZM164 203V202H163ZM170 203V202H169ZM172 203V202H171ZM177 203V202H176ZM156 204V203H155ZM173 204V203H172ZM178 204H180V203H178ZM209 204H210V202H209ZM227 204V203H226ZM241 204V203H240ZM129 205V204H128ZM132 205V204H131ZM130 205V206H131ZM174 205H176L175 203H174ZM242 205H243V202H242ZM136 206V205H135ZM179 206H181V205H179ZM132 207V206H131ZM172 208V207H171ZM201 208V207H200ZM206 208V207H205ZM209 208V207H208ZM224 208V207H223ZM122 209V208H121ZM160 209H163V208H160ZM132 210V209H131ZM137 210V209H136ZM168 210H169V208H168ZM171 210V209H170ZM228 210V209H227ZM121 211V210H120ZM127 211H128V209H127ZM185 211V210H184ZM209 211H211V210H209ZM212 211H211V213H212ZM223 211V210H222ZM244 211V210H243ZM139 212V211H138ZM142 212V213H143ZM177 212V211H176ZM181 212V211H180ZM126 213V212H125ZM131 213V212H130ZM129 213V214H130ZM141 213V212H140ZM153 213V212H152ZM223 213H225V212H223ZM114 214V213H113ZM112 214V215H113ZM123 214V213H122ZM181 214V213H180ZM191 214V213H190ZM118 215V214H117ZM116 215V216H117ZM128 215V214H127ZM150 215V214H149ZM152 215V214H151ZM213 215V214H212ZM218 215V214H217ZM244 215V214H243ZM115 216V215H114ZM124 216H126V215H124ZM178 216H179V214H178ZM182 216V215H181ZM185 216V215H184ZM215 216H216V214H215ZM221 216H223V215H221ZM220 216V217H221ZM112 217V216H111ZM119 217V216H118ZM149 217V216H148ZM147 217V218H148ZM208 217V216H207ZM241 217H243V216H241ZM114 218V217H113ZM123 218V217H122ZM127 218V217H126ZM125 218V219H126ZM190 218V217H189ZM213 218V217H212ZM224 218V217H223ZM231 218V217H230ZM233 218V217H232ZM124 219V218H123ZM123 219H121V220H123ZM211 219V218H210ZM112 220V219H111ZM117 220V219H116ZM129 220V219H128ZM147 220V219H146ZM149 220V219H148ZM151 220V219H150ZM189 220V219H188ZM212 220V219H211ZM113 221V220H112ZM126 221V220H125ZM134 221V220H133ZM137 221V220H136ZM143 221V220H142ZM144 221H145V219H144ZM154 221V220H153ZM167 221L171 224V225H169V226H171V228H172V231H173V233L175 234V235H177V238H181V237H187L188 239H191L189 236H190V234H189V232L187 231V229L185 228L186 226V224L184 225L183 223L184 222H181V221H179L178 219H175V218H172V219H168L167 218ZM198 221V220H197ZM200 221V220H199ZM198 221V222H199ZM205 221V220H204ZM218 221V220H217ZM231 221V220H230ZM245 221V220H244ZM120 222V221H119ZM127 222V221H126ZM166 222V221H165ZM207 222H209V223H206L203 227H204V229L206 230V231H208L209 232V235L207 236V238H206V240H207V244H208V246H209V248H210V251H207L206 249L204 250V251H201L200 253H198V254H200V256H199V260L200 261H202L201 263H203V264H222V262H224L225 263V261L227 262H229V264H240V260L239 259H237V258H235L234 256H232L231 254H232V250H234L235 249V247L236 246H239V244L236 242V240H234V241H231V240H229V239H227L226 237H224V234H223V231H221L218 227H215L214 225H212V223H210V220H208ZM215 222V221H214ZM229 222V221H228ZM128 223V222H127ZM146 223H148V222H146ZM162 223V222H161ZM160 223V224H161ZM188 223V222H187ZM204 223V222H203ZM218 223V222H217ZM231 223V222H230ZM233 223V222H232ZM231 223V224H232ZM243 223V222H242ZM126 224V223H125ZM132 224V223H131ZM133 224H135L134 222H133ZM190 224V223H189ZM192 224H193V222H192ZM202 224V223H201ZM221 224V223H220ZM115 225V224H114ZM113 225V226H114ZM120 225V224H119ZM136 225V224H135ZM140 225V224H139ZM138 225V226H139ZM149 225V224H148ZM159 225V224H158ZM162 225H163V223H162ZM229 224H227L226 225V227L228 226ZM244 225H246V224H244ZM112 226V227H113ZM123 226V228H125L124 227V225H122ZM126 226V225H125ZM192 226V225H191ZM237 226V225H236ZM116 227V226H115ZM119 227V226H118ZM121 227V226H120ZM129 227V226H128ZM133 227H135V226H133ZM166 227V226H165ZM190 227V226H189ZM222 227V226H221ZM225 227V228H226ZM233 227V226H232ZM247 227V226H246ZM138 228V227H137ZM148 228V227H147ZM163 228V227H162ZM169 228V227H168ZM194 228V227H193ZM233 228H235V227H233ZM122 229V228H121ZM126 229V228H125ZM133 229V228H132ZM191 229V228H190ZM195 229V228H194ZM198 229V228H197ZM197 229H196V231H197ZM202 229V228H201ZM124 230V229H123ZM123 230L121 231V232H123ZM127 230V229H126ZM151 230V229H150ZM161 230V229H160ZM170 230V229H169ZM227 230H228V227H227ZM232 230V229H231ZM118 231V230H117ZM135 231V230H134ZM138 231H140V229L138 230ZM146 231H147V229H146ZM156 231V230H155ZM192 231V230H191ZM195 231V230H194ZM195 231V232H196ZM203 231V230H202ZM250 230H249V232H251ZM119 232V231H118ZM148 232V231H147ZM146 232V233H147ZM164 232H165V229H164ZM198 232V231H197ZM144 233V232H143ZM248 233V232H247ZM167 234V233H166ZM193 234V233H192ZM202 234V233H201ZM205 234V233H204ZM236 234V233H235ZM127 235V234H126ZM135 235V234H134ZM159 235V234H158ZM160 235H162L161 233H160ZM164 235V234H163ZM199 235V234H198ZM248 235H251V234H248ZM125 236V235H124ZM123 236V237H124ZM128 236V235H127ZM131 236V235H130ZM144 236H145V234H144ZM179 236V237H178ZM244 236V235H243ZM133 237V236H132ZM156 237H157V235H156ZM164 237V236H163ZM204 237V236H203ZM119 238H120V234H119ZM146 238V237H145ZM171 238H173V237H171ZM233 238V237H232ZM236 238V237H235ZM246 238V237H245ZM122 239V238H121ZM129 239V238H128ZM163 239V238H162ZM182 239V238H181ZM197 239V238H196ZM237 239V238H236ZM248 239V238H247ZM127 241V240H126ZM132 241V240H131ZM150 241V240H149ZM164 241V240H163ZM167 241V240H166ZM172 241V240H171ZM175 241H176V239H175ZM169 242V241H168ZM183 242V241H182ZM181 242V243H182ZM185 242V241H184ZM122 243V242H121ZM173 243V242H172ZM176 243V242H175ZM249 243V242H248ZM122 244H124V243H122ZM121 244V245H122ZM128 244V243H127ZM195 244V242L193 241V242H191V244L188 246H186L187 248H189V249H191V247L193 246ZM254 244V243H253ZM130 245V244H129ZM145 245V244H144ZM149 245V244H148ZM183 246H184V244H182ZM181 245V246H182ZM186 245V244H185ZM203 245V244H202ZM263 245V246H262ZM163 246V245H162ZM179 246H180V244H179ZM257 246V245H256ZM258 247V248H259ZM121 248H122V246H121ZM128 248H130V247H128ZM186 248V249H187ZM200 248V247H199ZM208 248V249H209ZM257 248V247H256ZM111 249V248H110ZM117 249V248H116ZM131 249V248H130ZM169 249V248H168ZM250 249V248H249ZM114 250V249H113ZM176 250V249H175ZM188 250V249H187ZM197 250V249H196ZM244 250V249H243ZM242 250V251H243ZM119 251V250H118ZM145 251V250H144ZM171 251V250H170ZM177 251V250H176ZM186 251V250H185ZM241 251V252H242ZM123 252H124V250H123ZM178 252H179V250H178ZM259 252V251H258ZM36 253V252H35ZM170 253V252H169ZM245 253V252H244ZM23 254V253H22ZM126 254V253H125ZM128 254V253H127ZM181 254V253H180ZM140 255V254H139ZM163 255V254H162ZM167 255V254H166ZM174 255V254H173ZM186 255V254H185ZM184 255V256H185ZM193 255V254H192ZM41 256H43V253H40V254H38L37 256H35L34 258H32V259H34V260H36V259H40L41 258ZM158 256V255H157ZM165 256V255H164ZM171 256V255H170ZM176 256V255H175ZM188 256V255H187ZM220 257V258H219ZM136 258V257H135ZM171 258V257H170ZM173 258V257H172ZM223 258V259H222ZM250 258V257H249ZM248 258V259H249ZM257 258V257H256ZM136 259H138V258H136ZM155 259H156V255H155V250L152 248V243H151V245H149V247H148V249H147V252L145 251L144 252V254H143V256L141 257V260H143V261H145V262H149L150 263V261H152V262H154L155 261ZM14 260V259H13ZM218 260H219V262H218ZM260 260V259H259ZM262 260V261H263ZM8 261H10V260H8ZM136 261V260H135ZM255 261V260H254ZM139 262V261H138ZM8 263H10V262H8ZM137 263V262H136ZM143 263V262H142ZM197 263V262H196ZM251 263V262H250ZM260 263H262V262H260ZM12 264V263H11ZM54 264V263H53ZM144 264V263H143ZM150 264H152V263H150ZM155 264H157L156 262H155ZM159 264V263H158ZM170 264V263H169ZM199 264V263H198ZM258 264H259V261H258ZM262 264H264V263H262Z\"/></svg>","mask_w":264,"mask_h":264}]
</instances>
